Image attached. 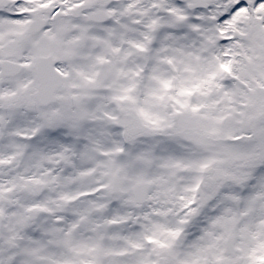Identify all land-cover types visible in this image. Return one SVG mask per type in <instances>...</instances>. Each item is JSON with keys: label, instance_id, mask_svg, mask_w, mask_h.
<instances>
[{"label": "snow or ice", "instance_id": "snow-or-ice-1", "mask_svg": "<svg viewBox=\"0 0 264 264\" xmlns=\"http://www.w3.org/2000/svg\"><path fill=\"white\" fill-rule=\"evenodd\" d=\"M0 264H264V0H0Z\"/></svg>", "mask_w": 264, "mask_h": 264}]
</instances>
